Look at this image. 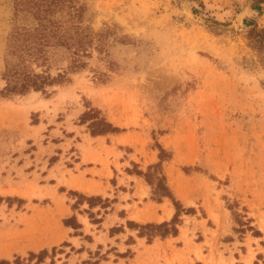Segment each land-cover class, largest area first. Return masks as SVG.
<instances>
[{"label": "rangeland", "instance_id": "rangeland-1", "mask_svg": "<svg viewBox=\"0 0 264 264\" xmlns=\"http://www.w3.org/2000/svg\"><path fill=\"white\" fill-rule=\"evenodd\" d=\"M76 1L102 49L45 92L0 95V264H264V3ZM12 24L0 0V89ZM80 151L100 193L71 187ZM160 177L177 233L148 238L175 213Z\"/></svg>", "mask_w": 264, "mask_h": 264}, {"label": "trees", "instance_id": "trees-1", "mask_svg": "<svg viewBox=\"0 0 264 264\" xmlns=\"http://www.w3.org/2000/svg\"><path fill=\"white\" fill-rule=\"evenodd\" d=\"M262 3L264 0H257V4L251 8L260 11ZM82 9L76 0H13V24L6 35L3 55L1 77L5 85L0 89L1 96L23 94L29 90L45 92L47 86L67 80L68 71L84 68L91 47L102 49V33L80 25ZM64 59L67 60L66 66L52 74L54 63ZM95 124L98 133L118 130L103 118H99ZM158 180V193L172 200L175 213L169 221L140 225L152 231L150 234L143 230L139 232L148 238L155 234L165 236L177 233L180 205L163 183V177ZM89 205L92 206L90 201ZM64 223L70 224V219H65ZM45 252L43 250L41 253ZM42 254L38 255L37 260L41 259Z\"/></svg>", "mask_w": 264, "mask_h": 264}, {"label": "crops", "instance_id": "crops-1", "mask_svg": "<svg viewBox=\"0 0 264 264\" xmlns=\"http://www.w3.org/2000/svg\"><path fill=\"white\" fill-rule=\"evenodd\" d=\"M80 133V132H79ZM84 137H88L90 139H94L95 137L90 135L89 133L83 132V136L80 135V138L83 139ZM78 144H86L85 141H77ZM94 147V146H93ZM102 151V155L104 152V149H101ZM126 160V159H125ZM118 162L120 164H123L126 161H122V160H118ZM109 169L111 170V172L114 171V163H113V158L112 156L109 157ZM73 166L69 167L72 171V177L66 173L67 175L66 178L67 179H72V181H74V185L71 186L72 188L75 187V189L79 190V191H83L84 193H100L97 189L100 187L99 182H102V177L99 174L100 172L104 171V166L102 165L101 162L99 161H92V160H88V159H83V154L82 151H80L79 157L77 160L74 161ZM129 175V177H131V173H127ZM151 220H155V218H150ZM164 219V218H162ZM161 219V220H162ZM149 220V219H146ZM69 225H72V223L70 222ZM64 227L67 228V226L64 225ZM73 228V227H72ZM119 233H122V231H120ZM115 236H117L118 233H114ZM78 235H71L69 236L71 237H75ZM108 237L110 238V236L108 235ZM136 238L138 240L143 239L142 237L136 236ZM169 239L168 237L165 238H160V240H167ZM147 245H151L152 243H146Z\"/></svg>", "mask_w": 264, "mask_h": 264}]
</instances>
